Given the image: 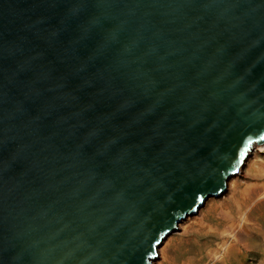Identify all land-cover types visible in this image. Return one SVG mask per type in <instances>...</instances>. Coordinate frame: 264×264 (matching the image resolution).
Wrapping results in <instances>:
<instances>
[{"label":"water","instance_id":"95a60500","mask_svg":"<svg viewBox=\"0 0 264 264\" xmlns=\"http://www.w3.org/2000/svg\"><path fill=\"white\" fill-rule=\"evenodd\" d=\"M264 145V0H0V264H152Z\"/></svg>","mask_w":264,"mask_h":264},{"label":"rangeland","instance_id":"374dc122","mask_svg":"<svg viewBox=\"0 0 264 264\" xmlns=\"http://www.w3.org/2000/svg\"><path fill=\"white\" fill-rule=\"evenodd\" d=\"M256 150L221 198L167 238L154 264H264V150Z\"/></svg>","mask_w":264,"mask_h":264},{"label":"bare ground","instance_id":"6f19581e","mask_svg":"<svg viewBox=\"0 0 264 264\" xmlns=\"http://www.w3.org/2000/svg\"><path fill=\"white\" fill-rule=\"evenodd\" d=\"M256 149H257V150H256L257 152H263V150H264V145H263V146H258V147H256ZM247 160H248V158H247ZM247 160H246V161H247ZM245 164H246V162L243 164L242 167H244ZM242 167L240 168V170H239V172H238L237 175H239V174L242 172V170H243ZM237 175H236L234 178H237ZM230 180H231V179H230ZM230 180H229V181H230ZM229 181H228V182H229ZM227 190H228V183H227V189H226L225 193L227 192ZM225 193H224V194H225ZM222 196H223V195H221V196L218 197V198H212V199H209L208 201L213 200V199H219V198H221ZM262 198H263V197H262ZM208 201H207V202H208ZM207 202H206V203H207ZM206 203H205V204H206ZM205 204L203 205V207L205 206ZM203 207H202V208H203ZM199 212H200V210L198 211V213H199ZM198 213H197V214H198ZM197 214H196V215H197ZM196 215H195V216H196ZM193 217H194V216H193ZM193 217H192V218H193ZM190 218H191V217H190ZM190 218L185 219L184 222H186V221L189 220ZM180 224L182 225L183 222H181ZM180 224H179V226H181ZM179 226H178V228H179ZM171 235H173V234H171ZM171 235H170V236H171ZM170 236H169V237H170ZM169 237H168V238H169ZM166 240H167V239H166ZM166 240H165V241H166ZM164 243H165V242H164ZM164 243H163V244H164ZM163 244H162V245H163ZM160 248H161V247H160ZM159 252H160V254L162 255V250H159ZM155 261H156V260H155ZM155 261H154V262H155ZM154 262H153L152 264H154Z\"/></svg>","mask_w":264,"mask_h":264}]
</instances>
